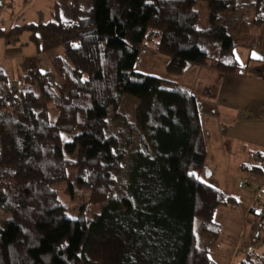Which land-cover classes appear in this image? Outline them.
<instances>
[{"label":"trees","instance_id":"trees-1","mask_svg":"<svg viewBox=\"0 0 264 264\" xmlns=\"http://www.w3.org/2000/svg\"><path fill=\"white\" fill-rule=\"evenodd\" d=\"M80 1L58 0L48 24L0 30L7 38L26 30L73 37L52 60V73L36 69L14 79L0 68V264H88L92 242L110 244L116 235L118 264H217L216 213L241 203L197 177L206 145L196 97L135 68L155 37L154 50L171 60L172 74L191 67L250 71L236 59L222 15L252 6V25L260 27L264 0H83L91 2L85 16ZM62 2L73 7L69 21ZM199 2L207 28L199 26ZM241 24L244 34L248 22ZM126 96L139 101L135 121L113 129ZM126 160L127 182L116 192ZM252 160L251 171L264 176V154ZM62 183L72 194L89 190V204L101 213L70 217L56 189ZM261 208L249 211L256 232L264 230ZM254 238L252 244L264 240ZM249 251L238 264H264V255Z\"/></svg>","mask_w":264,"mask_h":264},{"label":"crops","instance_id":"crops-1","mask_svg":"<svg viewBox=\"0 0 264 264\" xmlns=\"http://www.w3.org/2000/svg\"><path fill=\"white\" fill-rule=\"evenodd\" d=\"M8 1L10 5L14 3L13 0H0V7L3 8ZM53 14L52 12L51 16L54 20ZM250 27L248 34L238 38L229 30L236 43L235 51L239 49V43L245 45L243 50L246 65L238 62L243 68H250L248 72L240 70L224 74L205 67H191L183 74H172L168 70L171 60L151 49L140 52L139 62L135 68L138 73L181 85L196 97L206 145V161L197 177L227 196L236 198L241 203L243 214L252 206L260 205L259 201L264 194V176L251 171L253 165L257 164L252 160V155L256 152L264 154V24L260 27L250 24ZM37 33L33 37L36 40V57L39 58L37 69L42 73H48L45 70L52 68V59L58 57L49 55L62 50L73 37L59 36L60 39H49L51 49L44 51ZM15 51L16 49L13 50ZM8 52L10 50L7 49L6 53ZM17 53V60L21 62L20 57L24 59L22 50H18ZM43 57L47 60L43 61ZM236 59L238 60L237 56ZM3 60L4 58L0 61ZM23 61L24 64L25 60ZM160 67L162 68L159 71ZM16 75L22 74H15V77ZM218 214H222V219L227 225H224L223 221L221 223L216 221ZM216 216L215 222L222 230L218 242L211 249V258L217 264H232L233 261L229 262L226 259L228 253L224 251L222 240L227 238V230L235 223L237 227L234 234L237 235L233 239L238 236L243 217L237 219L226 208L218 209Z\"/></svg>","mask_w":264,"mask_h":264},{"label":"rangeland","instance_id":"rangeland-1","mask_svg":"<svg viewBox=\"0 0 264 264\" xmlns=\"http://www.w3.org/2000/svg\"><path fill=\"white\" fill-rule=\"evenodd\" d=\"M57 1L58 0H13L14 3H11V5L10 2L8 1L3 8L0 7V30L5 31L6 34H8V31L14 26L22 27L27 25H39L41 23L48 24L49 22H53L54 20L52 19L51 13L54 11L53 7L55 6ZM250 1L253 2L255 0H250ZM80 3L84 11L83 16H85L91 7V2L82 0L80 1ZM60 7H61L60 12L62 15V20L64 21L71 20L74 13L71 4L67 2H62ZM197 9L200 12V23H199L200 28L209 27L208 12L205 3L199 2L197 5ZM254 16H255L254 8L252 6H245V8L241 9L238 12L222 15V19L223 22L227 24V26L229 27L230 33L232 35L234 34L235 38H238L239 36L249 33L251 29L250 24H252ZM250 21L251 23L250 24L248 23L247 25L248 27L245 31L246 33L244 32L243 34L239 32V29L241 28L242 25L241 23L250 22ZM235 28H237L236 31ZM36 33H37V37H39L42 41V47L44 51L48 50V48L50 47V44L48 42L49 39L61 38L59 37L60 35L49 34L43 30H39L36 32L34 30H26L23 33H21L18 38H16L15 36H12L10 38H7L6 36L0 37V60L4 58L3 62L0 61V68L9 70L12 78H16L20 76V75H16L15 77V74L27 75L37 69V63L39 58L36 57L37 56L36 40H34L35 38L33 39ZM157 42L158 39L153 37V40L150 39L149 42L147 41L146 47H144L142 50L151 49L155 51L154 46H156ZM244 47L245 45H243V43L241 44L239 43V49L237 48L235 51V56H237L238 61L243 66L246 65V61H244V50H243ZM6 48L10 50V52L6 53L7 52ZM64 48L65 45L63 46L62 50L54 51L49 55V57L59 56L60 54L64 53ZM14 49H16L15 52H13ZM18 50H22L24 56V59L20 57L21 62L17 60L16 57V53ZM45 59L47 60V58L43 57V61H45ZM23 60H25L24 64H23L24 62ZM72 60L74 63H76L80 59H78V57L76 56L75 57L73 56ZM161 68L162 67L159 68V71L161 70ZM209 70L218 72L214 69H209ZM45 72L52 73L53 69L50 67L47 70H45ZM138 102H139L138 99H136L135 97L132 96L125 97L118 112L112 116L113 119H111V121H112L113 129L121 126L124 122H128L130 124L134 123ZM236 159L237 158H235L234 161H236ZM127 166L128 163L126 160L121 174H119L116 177L117 178L116 192H118L123 186L126 185ZM75 175H76L75 170L69 171V179L71 183H74ZM56 189L59 192L60 202L65 206L66 211L70 217L76 218L83 214L86 218L91 220L95 218V215L101 213L100 205L89 204L91 199V192L89 190L86 189L83 190L75 187L74 194H72L71 192H67V183L59 184L58 186H56ZM259 203L260 206L262 207L260 210H263L264 194L262 196V199H260ZM226 209L230 211L232 215L235 216L237 219H239L241 216L243 217V220L240 221L241 232L238 233V236L235 239H233L237 235L234 234V231L236 230L237 227V224L235 223L233 225H230L231 226L230 229L227 230L228 233L227 238L222 240V242L224 241V251L228 253L226 259L229 260V262L233 261L232 264L240 263V261L244 258L243 256H247L248 252L250 253L249 250L251 246H253L254 252L256 254L264 255V240L260 241L257 244H252L253 241L256 240L254 238L255 235L256 236L260 235L261 238L264 237V230L259 228L260 229L259 232H256L258 229L256 228L255 223L253 222L252 218L249 215L250 209L246 214H243L242 206L241 209L237 211L232 210L230 208H226ZM216 221L220 223L223 221L224 222L223 224L227 225V222L222 219V214H218L216 216ZM111 238L112 241L110 242V244H106L103 239H97L94 242H92V244L90 245L87 251V259L89 261L88 264H118L119 263L118 259L120 258V255L122 253L120 245L118 243V241L120 240V236L116 235L109 237V239ZM226 262L228 263V261Z\"/></svg>","mask_w":264,"mask_h":264},{"label":"snow or ice","instance_id":"snow-or-ice-1","mask_svg":"<svg viewBox=\"0 0 264 264\" xmlns=\"http://www.w3.org/2000/svg\"><path fill=\"white\" fill-rule=\"evenodd\" d=\"M191 175V174H190Z\"/></svg>","mask_w":264,"mask_h":264}]
</instances>
